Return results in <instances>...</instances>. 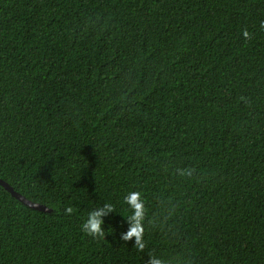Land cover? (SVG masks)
Wrapping results in <instances>:
<instances>
[{
  "label": "trees",
  "instance_id": "trees-1",
  "mask_svg": "<svg viewBox=\"0 0 264 264\" xmlns=\"http://www.w3.org/2000/svg\"><path fill=\"white\" fill-rule=\"evenodd\" d=\"M262 22L264 0H0V179L53 209L0 185V264H264ZM131 191L144 253L118 239Z\"/></svg>",
  "mask_w": 264,
  "mask_h": 264
},
{
  "label": "clouds",
  "instance_id": "clouds-1",
  "mask_svg": "<svg viewBox=\"0 0 264 264\" xmlns=\"http://www.w3.org/2000/svg\"><path fill=\"white\" fill-rule=\"evenodd\" d=\"M264 26V22H262ZM245 40H250L252 34L244 29L242 32ZM183 174V173H182ZM191 175V173H188ZM124 203L130 209V214L124 216L130 224L128 230L122 233L118 239L126 244L131 242L133 248L138 252L144 253L147 244L145 240V203L143 200V195L140 191H131L124 197ZM66 214L70 215L73 212L72 207H68ZM111 212H116L115 206L111 203L105 204L103 206L97 207L88 213L87 219L81 226L82 232L91 238L99 239L105 237V221L104 217ZM148 260L146 264H163V260L158 258L154 253H148Z\"/></svg>",
  "mask_w": 264,
  "mask_h": 264
},
{
  "label": "water",
  "instance_id": "water-1",
  "mask_svg": "<svg viewBox=\"0 0 264 264\" xmlns=\"http://www.w3.org/2000/svg\"><path fill=\"white\" fill-rule=\"evenodd\" d=\"M0 185L3 186L4 189L6 191H8L13 198L19 200L21 203H23L24 205H26L32 209L39 210L42 212H47V213H50L53 210L51 207H48L45 204L34 202V201L28 199L25 195L16 191L14 189V187H12L8 182L4 181L3 179H0Z\"/></svg>",
  "mask_w": 264,
  "mask_h": 264
}]
</instances>
